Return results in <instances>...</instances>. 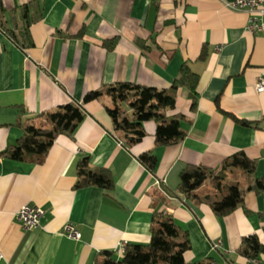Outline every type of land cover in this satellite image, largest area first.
<instances>
[{
  "label": "crops",
  "instance_id": "crops-1",
  "mask_svg": "<svg viewBox=\"0 0 264 264\" xmlns=\"http://www.w3.org/2000/svg\"><path fill=\"white\" fill-rule=\"evenodd\" d=\"M29 1L2 0L7 18L14 6ZM38 1L42 15L30 26L29 49L0 31V153L21 136L18 122L79 104L102 84L165 88L186 62L199 76L198 97L190 111L186 91L179 90L177 110L189 121L183 123L185 138L174 145L155 147V124L146 121V136L125 147L110 132L105 106L112 103L105 96L83 105L85 117L74 137L58 136L43 163L0 155V264H94L105 250L119 259L120 243L149 241L154 210L170 212L187 232L186 262L249 264L239 249L254 234L264 241V196L246 191L243 207L219 217L182 195L160 201V186L174 191L187 164L214 168L239 150L256 159L255 176L264 177V91L254 89L264 73V33L247 31V13L228 9L225 0ZM113 37L117 43L109 51L102 41ZM150 150L152 170L138 158ZM85 155L93 166L110 170V190L73 187L76 163ZM24 205L43 209L38 227L25 229L16 219ZM67 223L79 231L78 239L63 233ZM257 260L264 264V253Z\"/></svg>",
  "mask_w": 264,
  "mask_h": 264
},
{
  "label": "trees",
  "instance_id": "trees-1",
  "mask_svg": "<svg viewBox=\"0 0 264 264\" xmlns=\"http://www.w3.org/2000/svg\"><path fill=\"white\" fill-rule=\"evenodd\" d=\"M42 6L38 0H30L14 6L7 18L0 0V31L26 50L32 46L31 24L40 20ZM80 36V33L79 35ZM135 41L144 48L142 42ZM117 37L103 39L102 45L113 50ZM204 50L200 58L204 57ZM168 55H165L167 60ZM199 76L184 62L171 83L165 88H156L135 82L117 81L102 84L94 90L87 91L81 103H65L52 111L41 112L35 118L18 122L22 134L13 145L6 147L0 155L15 161L41 164L44 162L50 147L60 135L74 137V133L85 117L83 105L109 97L112 107L105 106L109 116L111 134L125 147H131L146 136L144 123L153 121L155 130L153 143L155 147L180 143L186 136L183 126L188 122L187 115L177 110L176 102L180 89L186 91L190 101V111H194L197 102V84ZM235 121L251 126L252 122L233 116ZM139 161L149 170L155 166L156 159L152 151L141 153ZM256 159L249 158L239 150L224 158L216 167L201 164H187L179 173V181L174 191L160 186L163 196L160 201L166 202V196L182 195L191 203L205 204L216 216L222 217L243 207V196L252 191L264 196V177L255 176ZM114 178L106 167L93 166L88 155L82 156L76 163V180L74 188L96 186L110 190ZM207 186L204 191L201 186ZM264 222V213L260 214ZM264 231V224H262ZM189 248V237L174 220L168 211H153L149 228V241L145 244L126 243L125 250L119 259L112 251H102L94 264H212V258H205L188 263L184 252ZM264 253V241L254 234L245 237L239 254L248 260L257 259Z\"/></svg>",
  "mask_w": 264,
  "mask_h": 264
},
{
  "label": "built area",
  "instance_id": "built-area-1",
  "mask_svg": "<svg viewBox=\"0 0 264 264\" xmlns=\"http://www.w3.org/2000/svg\"><path fill=\"white\" fill-rule=\"evenodd\" d=\"M224 6L233 11H244L247 13V22L245 29L251 33H264V0H225ZM254 89L256 92L264 91V73L257 76ZM43 209L38 206L24 205L16 212V219L25 229L36 228L40 224V218L43 215ZM63 233L72 239L80 237L76 227L67 223L63 226ZM219 242L215 244V247ZM126 243L122 242L118 246V253L122 255ZM249 264H257V259L248 260Z\"/></svg>",
  "mask_w": 264,
  "mask_h": 264
},
{
  "label": "rangeland",
  "instance_id": "rangeland-1",
  "mask_svg": "<svg viewBox=\"0 0 264 264\" xmlns=\"http://www.w3.org/2000/svg\"><path fill=\"white\" fill-rule=\"evenodd\" d=\"M203 187H205V186H203ZM206 188V187H205Z\"/></svg>",
  "mask_w": 264,
  "mask_h": 264
}]
</instances>
